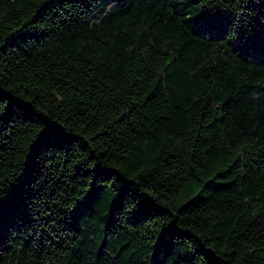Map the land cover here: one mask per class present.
<instances>
[{
  "label": "trees",
  "instance_id": "trees-1",
  "mask_svg": "<svg viewBox=\"0 0 264 264\" xmlns=\"http://www.w3.org/2000/svg\"><path fill=\"white\" fill-rule=\"evenodd\" d=\"M0 264H264V0H0Z\"/></svg>",
  "mask_w": 264,
  "mask_h": 264
}]
</instances>
